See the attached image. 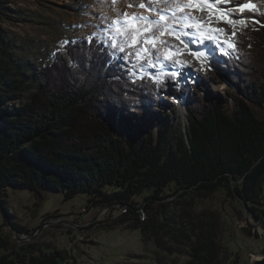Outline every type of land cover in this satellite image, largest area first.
<instances>
[{"label": "trees", "instance_id": "obj_1", "mask_svg": "<svg viewBox=\"0 0 264 264\" xmlns=\"http://www.w3.org/2000/svg\"><path fill=\"white\" fill-rule=\"evenodd\" d=\"M239 2L236 13L242 22L234 24L229 40L235 47L208 56L203 76L213 81L211 88L199 78L181 87L178 96L186 115L181 128L175 105L166 112L157 108L163 82L155 76L133 79L121 71L95 36L66 42L39 69L36 85L11 78L13 70L23 76L35 73L16 58L14 40L0 26L2 226L20 235L37 230L30 232L13 220L7 188L32 192L39 200L43 193L62 194L64 201L86 195L83 213L90 206L126 210L117 218L113 214L106 228L138 230L144 243L153 242L171 257L176 244H185L187 259L181 264H242L233 250L219 244L217 216L195 214L192 199L176 215L168 201L189 194L202 200L222 192L237 199L256 222L264 217V0H250L254 7L243 12L239 9L249 0ZM7 3L0 0V17ZM218 77L229 82L228 98L219 93ZM30 86L34 91L27 102L8 104ZM146 190L138 204L135 197ZM260 253L262 259L253 264H264V242ZM70 261L77 264L53 241L13 249L0 231V264Z\"/></svg>", "mask_w": 264, "mask_h": 264}, {"label": "rangeland", "instance_id": "obj_2", "mask_svg": "<svg viewBox=\"0 0 264 264\" xmlns=\"http://www.w3.org/2000/svg\"><path fill=\"white\" fill-rule=\"evenodd\" d=\"M142 3L143 0H116L115 3L112 0H8V10L0 17V26L14 40L16 58L35 73L33 77L30 72L23 76L13 70L10 77L22 79L25 85L33 82L36 85L39 69L45 67L66 42L95 36L105 46V53L113 57L110 63L117 64L121 71L127 72L133 79L155 76L163 82L165 91L160 96L161 102L157 103V108L166 112L169 105H175L179 128L183 127L186 125V115L178 96L181 87L193 84L199 78L201 83H205L204 88H211L213 81L203 76L210 66L208 56L217 49L228 48L226 44L221 47L217 40L221 43L229 41L234 24L242 22L236 13L240 2L228 0L227 3H208L196 7L185 5L183 11L178 10L176 3H150L141 7ZM125 13L148 17L153 22L149 25L152 31L145 35L155 36V47L144 43L145 35L139 37L138 43L132 44V25L125 22ZM160 15L165 20L161 21ZM188 16L193 19L189 20ZM197 21L201 23L198 25ZM198 27L203 29L200 32L204 38H194V29ZM210 29L221 31L216 33L215 38L209 39L207 37L212 35L208 31ZM162 32L166 34L161 35ZM219 79L222 82L219 93L228 98L224 92L228 90L229 82L224 78ZM33 91L34 87L30 86L25 91L16 92V99L8 104H24ZM170 193L166 190V194ZM147 194L146 190L135 197L136 202L141 204ZM6 195L13 220L30 232L39 230L32 242L53 241L59 249L67 250L77 264H171V258L181 264L187 259V246L182 242L175 245V257H171L159 251L153 242L144 243L138 230L127 229L124 225L104 227L113 221L110 218L111 209L100 214L104 209L90 206L83 213V208L87 206L86 195H77L64 201L62 194L43 193L39 200L32 192L12 188L6 189ZM189 199L193 201L195 214L206 213L218 217L222 226L219 244L233 250L242 264H253L262 259L260 251L264 242V217L256 222L248 216L245 207L237 199L227 197L222 192L202 200L189 194L185 198L174 196L168 201L174 203L172 211L180 215L185 201ZM242 209L245 212L241 217L239 213ZM53 214L57 217L44 221ZM122 214L117 211L115 217ZM95 218L96 223L103 225L93 224V230L87 227L80 231H77L78 228L66 231L63 227L67 224H47L50 220H57L84 227L86 222H92ZM2 225L3 215L0 212L1 234L11 239L13 249L26 242L17 240L14 232ZM174 227L178 229L179 222ZM244 229L259 237L249 236ZM76 235L78 241L71 245ZM164 242L168 245L169 241L165 238Z\"/></svg>", "mask_w": 264, "mask_h": 264}, {"label": "snow or ice", "instance_id": "obj_3", "mask_svg": "<svg viewBox=\"0 0 264 264\" xmlns=\"http://www.w3.org/2000/svg\"><path fill=\"white\" fill-rule=\"evenodd\" d=\"M113 3L116 2V0H112ZM228 0H143V3L140 5L141 7H145L146 5L150 4V3H176L178 5V10L183 11V7L185 5L189 6V7H195L201 4H208V3H227ZM236 2L238 3L239 0H236ZM254 6L251 4L250 0L249 2L243 4L240 7V11L243 12L245 10V8L251 10ZM149 11H151V9L149 8ZM159 14V13H158ZM126 17V23H131L132 25V31H133V37H132V44L135 45L136 43H138L139 41V37L142 35H145L146 33H149L152 31V29L149 27V25H151L153 22L148 18V17H143V16H138L135 14H128L125 13L124 14ZM130 17V20L128 19ZM189 20L193 19L191 16L187 17ZM160 20L163 21L165 20V17L163 15H160ZM144 22L143 25H141V22ZM219 22V21H217ZM226 22L228 23H233V21L231 20H226ZM201 23V21H197V24L199 25ZM188 27H191L192 25H186ZM198 31H203V29H200L198 27ZM212 33L211 36H208L207 38L209 39H213L216 36V33L220 32V29H210L208 30ZM225 35H227L226 30H224ZM166 33L162 32L161 35H164ZM232 35H235V31H233ZM155 36H151L148 37L145 35V40L144 43L147 44H151L153 47H155ZM217 42L220 44L221 47H223L225 44L229 47V48H234L235 45L234 43H230L228 40H224L222 43L217 40ZM121 51H123V48L120 49ZM147 50V49H145ZM195 55V53H193Z\"/></svg>", "mask_w": 264, "mask_h": 264}, {"label": "water", "instance_id": "obj_4", "mask_svg": "<svg viewBox=\"0 0 264 264\" xmlns=\"http://www.w3.org/2000/svg\"><path fill=\"white\" fill-rule=\"evenodd\" d=\"M107 209H111V207H106ZM106 208H104V210H102L101 212H100V214L102 213V212H104L105 210H106ZM118 208H122V207H117V208H115V209H111V211H118ZM247 212V211H246ZM124 214V213H123ZM110 218L112 219V220H114L115 218H117V217H115V218H112V216H110ZM90 221H88V222H86V225L83 227V226H81V225H77V224H74L73 222L72 223H62V222H59V221H53V220H50L49 221V223H47V224H67L66 226L64 225V227L63 228H65V230L66 231H68L69 229H72V228H78V230L77 231H80L79 229H82V228H89L90 227V225H93V224H100V223H96L97 222V218H95V219H93L92 220V222H90ZM88 223V224H87ZM102 224V223H101ZM45 227H48L47 225H44ZM92 228V227H91ZM41 230V229H40ZM37 231H39V230H36L33 234H30V235H25V234H18V233H14L15 234V237H16V239L17 240H24V241H26V242H32V240H35V236H37Z\"/></svg>", "mask_w": 264, "mask_h": 264}, {"label": "built area", "instance_id": "obj_5", "mask_svg": "<svg viewBox=\"0 0 264 264\" xmlns=\"http://www.w3.org/2000/svg\"><path fill=\"white\" fill-rule=\"evenodd\" d=\"M107 209V208H106ZM106 211V210H105ZM118 211H120V212H124V211H126L125 209H124V207H122V208H118ZM115 212H117V211H111V214L113 215V214H115Z\"/></svg>", "mask_w": 264, "mask_h": 264}, {"label": "bare ground", "instance_id": "obj_6", "mask_svg": "<svg viewBox=\"0 0 264 264\" xmlns=\"http://www.w3.org/2000/svg\"><path fill=\"white\" fill-rule=\"evenodd\" d=\"M195 7H196V6H195ZM188 15H189V13H188ZM193 18H195V15H194V14H193ZM186 24H187V23H186ZM194 26L196 27V25H194ZM194 26H193V27H194ZM184 28H185V27H184ZM194 31L197 32V31H196V28L194 29ZM197 34H198L199 36L202 35V34H199V33H197ZM194 38H195V37H194ZM201 38H204V37H201Z\"/></svg>", "mask_w": 264, "mask_h": 264}, {"label": "crops", "instance_id": "obj_7", "mask_svg": "<svg viewBox=\"0 0 264 264\" xmlns=\"http://www.w3.org/2000/svg\"><path fill=\"white\" fill-rule=\"evenodd\" d=\"M103 224V223H102ZM102 224H100V225H102ZM95 227V226H94ZM91 230H93L94 228H90Z\"/></svg>", "mask_w": 264, "mask_h": 264}]
</instances>
